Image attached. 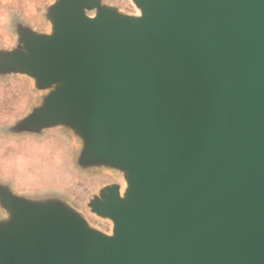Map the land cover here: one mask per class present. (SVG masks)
Instances as JSON below:
<instances>
[{"label": "water", "instance_id": "water-1", "mask_svg": "<svg viewBox=\"0 0 264 264\" xmlns=\"http://www.w3.org/2000/svg\"><path fill=\"white\" fill-rule=\"evenodd\" d=\"M58 0L53 32L22 36L0 70L60 84L26 129L68 120L85 162L130 169L91 207L113 234L70 209L0 195V264H264V0Z\"/></svg>", "mask_w": 264, "mask_h": 264}, {"label": "rangeland", "instance_id": "rangeland-1", "mask_svg": "<svg viewBox=\"0 0 264 264\" xmlns=\"http://www.w3.org/2000/svg\"><path fill=\"white\" fill-rule=\"evenodd\" d=\"M57 1L0 0V57L25 51V32L50 35ZM101 9L120 16L141 14L133 0H99L86 14L95 18ZM58 86L41 87L29 73L0 70V195L8 192L38 206L58 203L80 216L89 228L110 235L113 221L94 212L91 205L114 186L125 200L130 169L105 161L85 162V131L68 120L36 130L23 127ZM13 221L0 198V228Z\"/></svg>", "mask_w": 264, "mask_h": 264}, {"label": "bare ground", "instance_id": "bare-ground-1", "mask_svg": "<svg viewBox=\"0 0 264 264\" xmlns=\"http://www.w3.org/2000/svg\"><path fill=\"white\" fill-rule=\"evenodd\" d=\"M111 220V219H110ZM111 222H112V220H111ZM114 224V223H113ZM113 234V228H112V231H111V233H110V235H112Z\"/></svg>", "mask_w": 264, "mask_h": 264}]
</instances>
